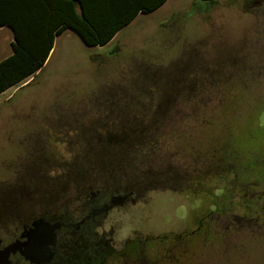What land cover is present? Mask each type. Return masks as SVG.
Returning <instances> with one entry per match:
<instances>
[{"label":"rangeland","instance_id":"rangeland-1","mask_svg":"<svg viewBox=\"0 0 264 264\" xmlns=\"http://www.w3.org/2000/svg\"><path fill=\"white\" fill-rule=\"evenodd\" d=\"M9 31L0 32V56L12 50ZM71 33L40 74L0 94V182L20 181L16 169L28 182L38 174L28 139L50 134L48 123L109 121L118 132L116 121L132 117L139 125L126 129L143 130L146 152L124 147L118 163H130L141 200L111 212L115 237H160L143 264H264V0H168L123 29L119 49ZM73 146L49 158L60 166L49 177L70 180ZM73 192L64 187L52 201L61 206Z\"/></svg>","mask_w":264,"mask_h":264},{"label":"flooded vegetation","instance_id":"flooded-vegetation-1","mask_svg":"<svg viewBox=\"0 0 264 264\" xmlns=\"http://www.w3.org/2000/svg\"><path fill=\"white\" fill-rule=\"evenodd\" d=\"M116 122L118 132H112L109 121H57L45 125L50 134L28 139L30 161L38 163L40 169L29 182L17 169L20 181L0 182V264H108L114 256L126 257L129 264H143L142 254L149 240L159 241L160 237L143 238L136 231L119 240L109 222L113 210H121L128 203L138 204L142 190L140 181H128L132 169L118 162L125 158L128 141H143V130L142 134L128 133L126 126L139 125L132 117ZM68 142L77 146L65 152L75 160L68 170L70 180L61 182L48 176L60 167L49 158L63 156L59 146ZM112 143L117 150H111ZM95 149L98 153L91 159L93 164H83ZM33 156L38 161H33ZM80 158L83 163L79 165ZM100 173L104 181L98 184L92 176ZM64 187L74 192L58 206L52 200ZM90 187L98 188L88 191ZM46 191L49 197L55 196L41 198ZM35 193L39 196L33 197ZM39 204L41 211L35 209ZM203 224L201 221L198 230ZM52 225L58 226L51 231ZM37 243L41 248L33 250Z\"/></svg>","mask_w":264,"mask_h":264},{"label":"trees","instance_id":"trees-1","mask_svg":"<svg viewBox=\"0 0 264 264\" xmlns=\"http://www.w3.org/2000/svg\"><path fill=\"white\" fill-rule=\"evenodd\" d=\"M133 1L138 3V8L141 6V0ZM164 1L160 0L159 4ZM143 8L151 10L155 7ZM121 16L122 13L117 12L88 13L84 0H0V27L7 25L14 33L13 52L0 61V94L26 82L32 75L33 80L45 64L56 36L67 28L79 33L88 45H102L130 22L135 13L119 19ZM126 144V148L135 145L134 151L139 156L145 152L142 142L128 141ZM219 204L215 202V206Z\"/></svg>","mask_w":264,"mask_h":264},{"label":"crops","instance_id":"crops-1","mask_svg":"<svg viewBox=\"0 0 264 264\" xmlns=\"http://www.w3.org/2000/svg\"><path fill=\"white\" fill-rule=\"evenodd\" d=\"M85 4H86V9L88 13H108V14H112L114 12L117 13H122L123 16L119 17L122 18L126 15H128L129 13H135V16H133V18L130 20V22H128L127 24H125L123 27H121L114 35L113 37L105 44H96V45H88L84 42V40L81 38V36L79 35V33H77L74 29L72 28H67L66 30H64L61 34H59L58 36H56L55 38V42H54V46L51 49L49 56L45 62V64L43 65V67L41 68V70L39 72H37L36 76L38 74H40L43 69L51 62L55 52L57 51L58 45H59V41L61 38H63V36H71L70 34H72L71 32H73L74 34H77L79 36V38H81V40L88 46H92V47H110V46H115L116 49H119L122 41L120 40V34L122 33L123 29H125L126 27H128L129 25L133 24L134 22L137 21V19L139 18L140 15L142 14H150L153 13L155 11H157L160 7H162L168 0H165L162 4L160 3V0H141V6H138L137 2H134L133 0H84ZM143 6L146 7H155L152 8L151 10H145L143 8ZM78 11L81 10V7L78 5L77 7ZM138 9V10H137ZM116 20V19H115ZM114 22V20L112 21V23ZM6 28H8V30H10V35H9V42L11 45V51L8 52V54H6L5 56H0V61L4 58H6L7 56L11 55L13 52V47H12V42L14 41V33L13 30L7 26V25H3L0 27V32L5 30ZM67 44H65L63 42V47L66 46ZM67 48V46L65 47V49ZM7 53V52H6ZM4 55V54H3ZM34 77V75H32L26 82L21 83L17 86H14L15 89H18L21 86H24L26 84H28L29 81L32 80V78ZM7 90V89H6ZM5 90V91H6ZM3 91V92H5ZM2 92V93H3ZM1 93V94H2Z\"/></svg>","mask_w":264,"mask_h":264},{"label":"water","instance_id":"water-1","mask_svg":"<svg viewBox=\"0 0 264 264\" xmlns=\"http://www.w3.org/2000/svg\"><path fill=\"white\" fill-rule=\"evenodd\" d=\"M56 226H58V225H52V226H50V228L49 229H51V231H53V229L56 227ZM51 235H52V233H51ZM41 247H40V245L37 243V245H33V250H38V249H40Z\"/></svg>","mask_w":264,"mask_h":264}]
</instances>
